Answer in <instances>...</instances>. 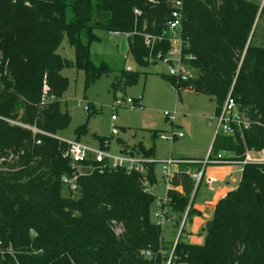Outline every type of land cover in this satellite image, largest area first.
I'll use <instances>...</instances> for the list:
<instances>
[{"label":"trees","instance_id":"1","mask_svg":"<svg viewBox=\"0 0 264 264\" xmlns=\"http://www.w3.org/2000/svg\"><path fill=\"white\" fill-rule=\"evenodd\" d=\"M175 1L0 0V113L52 134L66 129L71 117L63 108L68 79L62 71L72 66L85 70L87 83L111 71L107 62L96 65L92 59L95 31L128 34V53L148 66L151 57L166 54L170 46L163 40L149 49L144 36H162ZM180 1L187 53L194 56L187 62L197 71L183 86L214 99L217 113L233 89L241 109L256 122L243 135L217 134L211 155L226 151L232 159H243L247 150L264 149V45L253 41L254 25L264 15L263 0ZM66 37L75 50L74 61L59 53ZM139 76L138 71L122 72L127 84ZM164 76L172 85L176 82ZM44 82L55 99L42 103ZM87 132L86 124L76 129L78 136ZM120 141L122 152L127 151ZM101 142L104 147L105 140ZM66 148L54 137L3 124L0 264H165L172 244L152 218L156 196L147 190L155 181L156 165L148 174H83L74 195L62 182L73 173ZM131 151L155 157L144 144L133 145ZM186 167L198 170L200 165ZM170 183L183 190L169 189L163 208L183 213L199 185L185 168ZM64 186L68 196L62 194ZM204 232L203 244L178 241L180 262L264 264V164L244 167L239 185L218 202Z\"/></svg>","mask_w":264,"mask_h":264},{"label":"rangeland","instance_id":"2","mask_svg":"<svg viewBox=\"0 0 264 264\" xmlns=\"http://www.w3.org/2000/svg\"><path fill=\"white\" fill-rule=\"evenodd\" d=\"M95 33L98 39L91 45L92 59L96 65L107 62L111 71L90 83H87L85 70L72 66L62 71L68 79L63 108L69 113L71 122L58 135L66 140L79 139L95 147H101V140H105V145L113 153H120L124 149L120 141L122 139L125 141L124 146L129 147L125 150H131L133 143L144 144L147 148H153L158 159L196 154L204 156L211 132L214 135L217 125L216 101L208 95L190 90L179 93L164 76L169 72L167 63L150 61L148 66L137 63L128 53V34H115L104 29H97ZM254 43L264 45V15L255 25ZM59 53L69 60H75V50L67 37ZM125 70L140 72L139 79L132 84L124 83L122 72ZM129 98L134 101L141 99V106L132 107L127 102ZM167 111L177 112L174 125L186 124L182 127L185 136L173 142L159 138L161 133L172 130L173 124L165 116ZM83 124H86L88 132L78 136L76 129ZM148 186L149 191L156 196L151 213L153 220L158 222L154 213L158 210V201L167 199L169 188V181L160 165L155 167L154 183ZM205 188L201 186L195 206L201 202ZM62 194L68 196L66 186ZM74 195H78V191H74ZM166 208L174 220L160 222L162 234L167 241L175 242L179 234L175 219L181 218L183 213L170 206Z\"/></svg>","mask_w":264,"mask_h":264},{"label":"built area","instance_id":"3","mask_svg":"<svg viewBox=\"0 0 264 264\" xmlns=\"http://www.w3.org/2000/svg\"><path fill=\"white\" fill-rule=\"evenodd\" d=\"M182 8L183 6L180 0H177L173 3L172 20L167 24L162 36H144L145 45L149 49H153L157 42H161L163 40L169 43L170 48L166 54L162 55L161 52H158L157 55L155 57H151L149 61H162L169 65L168 75L176 80V82L173 84V87L178 91L182 89H190V85L185 88L183 84L197 76L195 70L190 65H188L187 62L188 60H193L194 56L192 53H187L190 48V44L189 40L183 35ZM136 12L139 13L138 10H136ZM113 33L120 34L118 32ZM54 99L55 96L49 93L48 84L44 82L41 102L45 103L53 101ZM127 102L132 107L141 106L142 104L141 99L134 101L133 99L129 98ZM86 109H89L88 106H86ZM165 116L174 126V123L177 119V112L167 111L165 112ZM113 118L115 119V117ZM215 118L217 119L215 136L219 133H226L233 136L237 134L243 135L246 130H249L252 125L256 123L246 111L241 109L239 103L233 95V89L230 90L228 96L223 102L220 112H216ZM4 123L28 128L33 132L34 135L51 136L66 144L67 148L65 149L64 156L70 159L73 173L72 175H64L62 177V182L66 184L73 192L78 190V179L83 174H104L108 170H125L129 173L135 172L139 174H148L151 171L153 164L161 166L163 175L166 176L167 180L169 181L168 190L176 189V187H174L170 181L176 173L183 170L181 166L191 164L200 165L198 170H193L190 167L185 168V171L195 179L196 187H198L202 181H205L211 189H214L216 177L212 175H206L205 169L207 165L238 164L241 166V170L243 171L247 164H264V149L259 151L247 150L243 159H232L231 157H226V151L220 152L217 157H213L211 152H209L208 156L204 160L174 157L158 159L154 156H147L143 153L131 150L113 153L109 150L107 144L104 145V147H95L78 139L66 140L58 134L49 133L37 126L27 125L0 113V133ZM184 135L185 134L182 130L174 127L171 131L161 133L159 138L173 142L184 137ZM36 142L40 144L42 139L39 137ZM148 187L149 186H147V190L149 191ZM194 192L188 207L185 209L181 218L179 219L178 238L172 243L169 257L165 264H186L178 260L175 254V249L180 237L184 232L189 215L191 214L190 210L193 206L192 200H194ZM169 200L170 198L167 197V199L164 201H158V210L154 213V217L158 220V222H163L164 220H174L171 212H169L167 208H163V206L167 204Z\"/></svg>","mask_w":264,"mask_h":264},{"label":"crops","instance_id":"4","mask_svg":"<svg viewBox=\"0 0 264 264\" xmlns=\"http://www.w3.org/2000/svg\"><path fill=\"white\" fill-rule=\"evenodd\" d=\"M259 19L260 17L258 16L257 21ZM255 25L253 28V32H255ZM128 48H129V45H128ZM215 114H216V110H215ZM184 125L186 126V124H178V125L175 124L174 126L172 125V128L177 127L178 129L183 130L182 127ZM214 139H215V133L213 135V132H211V138L207 145V148L204 151V156L197 155L196 152H193L196 155H190L188 157H179V158L204 160L208 156L209 152L211 151V147H212ZM135 144L137 143H133V145ZM193 153L190 152V154H193ZM232 156H233L232 153L226 154V157H232ZM183 166H181V168L182 167L187 168L186 167L187 165H183ZM205 173L206 175L215 176L216 182L214 184V189H211L205 181H202L199 184V187L197 189V192L193 200V206H192L193 211L189 215V218L185 225L184 232L180 239L181 241H184L190 244H203L205 242L206 233L204 232V227L207 224V222L213 218L218 202L222 198H224L229 191L237 188V186L240 183L241 177H242L241 166L238 164H216V165L210 164V165H207L205 169ZM238 174H240L241 177L239 176L238 178L237 177ZM202 185L206 187L205 188L206 192L204 193V196L201 198V202L195 206V200L198 197V194H199V191ZM176 189L180 192H182L183 190L182 186H177ZM179 219L180 217H177V219H175V224L177 226L179 223ZM162 237H163V234H162ZM164 240L171 244L173 242V241H167L166 239Z\"/></svg>","mask_w":264,"mask_h":264}]
</instances>
